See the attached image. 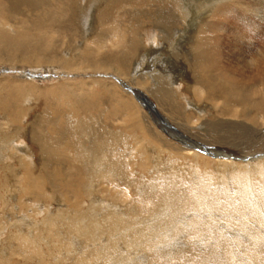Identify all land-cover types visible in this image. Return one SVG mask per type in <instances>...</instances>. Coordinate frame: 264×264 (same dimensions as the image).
Returning <instances> with one entry per match:
<instances>
[{
	"label": "bare ground",
	"instance_id": "obj_1",
	"mask_svg": "<svg viewBox=\"0 0 264 264\" xmlns=\"http://www.w3.org/2000/svg\"><path fill=\"white\" fill-rule=\"evenodd\" d=\"M0 65L95 75H0V161L19 164L0 162L4 187L74 192L0 264H264V0H0ZM24 158L75 170L59 191Z\"/></svg>",
	"mask_w": 264,
	"mask_h": 264
},
{
	"label": "rangeland",
	"instance_id": "obj_2",
	"mask_svg": "<svg viewBox=\"0 0 264 264\" xmlns=\"http://www.w3.org/2000/svg\"><path fill=\"white\" fill-rule=\"evenodd\" d=\"M56 24H59V23H56ZM57 39H59V37L55 36L53 42L57 41ZM59 42H58V44H59ZM60 45L63 46V44H60ZM7 68H8L7 66L0 65V70L4 71L3 73L0 72V75H5V76H9V77H11L13 75V77H15L16 75L20 74L21 76H24L23 78L29 79L28 76H30L31 74H29L28 72L32 70L29 68H24V69H22L23 72H16L15 70H9ZM55 72H56L55 70H51V72H49V70H47V69H41V70H38L37 72H35L34 76H32L29 80H38V81H36L38 85H40V86L46 85L47 87H50L53 84H51L49 82L45 83L42 81L49 79V77L55 78L56 81L62 80V79H70V78L71 79H87L90 77H95V75L90 76L87 73L86 74L85 73H83V74L77 73V74H72V76H69L70 74H68V73L66 74L62 71H58L56 73ZM36 74H39V75H36ZM51 74H53V75H51ZM116 75L117 74L114 72H111L108 75L107 74H104V75L96 74L97 77L109 79V80L115 82L116 84H118L120 87H122V86L125 87V84L124 85L121 84V80H119V77H117ZM117 79H118V81H117ZM136 87H138V86H136ZM127 93L129 94V92H127ZM130 93L134 94V91L131 92V90H130ZM146 96L155 105V107L159 111V115L161 116V114H162L163 115V117L161 116L162 118H165L166 121L173 123V120L170 119V117L166 116L165 113H163L161 111V109L156 105V101L153 99V97L150 95H146ZM138 97H139V95H137L135 103L139 106H142L141 104H143L144 101L140 100V98H138ZM39 103H40V100H39ZM33 104H36V102L33 101ZM141 109L148 116V118H150V115L152 116V114L147 113L143 107H141ZM30 111L31 112H29V113H33V110H30ZM152 123H154V122H152ZM172 123H171V125H173L176 128V130L182 134V136H185V137L190 136V135H187V133H188L187 131H185L187 133L184 134L183 129H181L180 127H178ZM154 124L157 125V123H154ZM114 125H116V126L121 125L120 120L114 121ZM157 126L159 127V125H157ZM9 128H12V127H9ZM31 144L30 145L28 144V145L31 146L34 151H37V149L35 148V145L34 144L31 145ZM118 146L119 145H117V147ZM118 149H120V147H118ZM58 153L60 154V152H58ZM33 157H37V154L35 153L34 155L31 156L32 159H33ZM22 161L24 162L25 165H27V167L29 166L31 168V172L35 171L37 175L43 174L44 177L48 178L49 180H52V184L57 185L59 187V188H57L59 191H60V182L62 181V184H63V179L64 180L69 179L75 170V167L71 169L70 166H68V167L64 166V168L62 169V171L60 173V160H59L57 162L58 163L57 169L54 170L56 172V175L52 174V178H51L49 176V175H51V174H49L51 168L47 167L44 170H38L37 167L39 164L36 161H35V165L34 164L30 165L25 158L22 159ZM0 162L3 165L8 164L10 166L16 167L17 169L19 168L18 160L17 159L15 160L11 157L8 160H3ZM1 163H0V166L2 165ZM19 171H20V174H23L24 169L20 168ZM63 172H64V174H63ZM52 173H53V169H52ZM1 174H2V171L0 170V226L4 228V231H2V233L0 234V254L1 253L5 254L3 246H5V244H7L5 239L9 234L16 233L22 229H26L27 227H25V225L29 223L30 220L28 218H30V217H33L37 221L39 219H42L43 217H45L48 214L55 213L56 209H58L59 207H60V209H63L64 207L70 206L74 202V200H73L74 199V196H73L74 192H70V193L65 194V196L63 198H59V197L48 198V196H47L48 194H45L44 196H42V195L38 196L37 195L35 197H33V195H18V192L15 191L16 190L15 188L7 189L6 187H9L7 185H6V187H4L5 181L3 178V174L2 175ZM4 176H5V174H4ZM138 176H140V175H138ZM50 183H49V185L47 184V187L52 186V184H50ZM80 203H82L84 205V208L85 207L87 208L90 205V202L88 201V199L86 201L85 200L83 201V199H82V201L80 200ZM158 244H156V245H158ZM9 247H12V245L10 244ZM3 257L6 258V257H8V255H5ZM6 261H7V264H37L36 261H33V262L25 261L23 259V257L21 255H18V254L11 255L10 257H8L6 259ZM41 264H60V263H57V261L55 260L54 257H47L43 260V262ZM65 264H70V260L67 261Z\"/></svg>",
	"mask_w": 264,
	"mask_h": 264
}]
</instances>
